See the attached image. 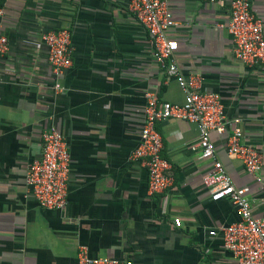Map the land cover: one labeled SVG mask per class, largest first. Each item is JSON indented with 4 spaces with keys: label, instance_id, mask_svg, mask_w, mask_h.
<instances>
[{
    "label": "crops",
    "instance_id": "obj_1",
    "mask_svg": "<svg viewBox=\"0 0 264 264\" xmlns=\"http://www.w3.org/2000/svg\"><path fill=\"white\" fill-rule=\"evenodd\" d=\"M250 3L264 25V0ZM0 6V34L7 38L0 55V264H77L80 247L132 264H236L219 228L239 216L228 200L212 201L202 184L209 160L199 158L194 123L167 118L157 124L173 176L163 193L149 194L146 170L130 160L144 93L171 103H182L184 93L154 61L128 0H0ZM168 6L178 70L200 76L202 87L222 98L226 133H211V139L236 186L254 182L224 149L236 124L261 153L262 187L248 197L259 214L264 73L234 59L227 1L168 0ZM55 28L69 31L72 48L71 64L57 80L61 90L42 39ZM51 126L70 153L68 200L61 209L39 206L25 183L27 166L41 151V133Z\"/></svg>",
    "mask_w": 264,
    "mask_h": 264
},
{
    "label": "built area",
    "instance_id": "obj_2",
    "mask_svg": "<svg viewBox=\"0 0 264 264\" xmlns=\"http://www.w3.org/2000/svg\"><path fill=\"white\" fill-rule=\"evenodd\" d=\"M229 4V19L225 27L232 39V55L235 60L249 67H257L264 73V25L251 12L250 0H205ZM128 11L146 30L150 38L154 61L173 77L184 93L182 103L160 100L155 93H144L145 104L141 113V126L137 144L130 153V160L142 166L147 173L149 194L163 193L172 184L171 165L162 154L163 142L157 124L167 118L194 123L198 129L199 158L209 160V166L201 177L202 184L212 201L228 200L239 219L219 228L223 247L236 264H264V197L263 209L255 214L249 195L262 187V157L257 148L243 140L240 125H235L224 142L229 156H235L246 173L254 179L253 185L236 186L223 164L216 158L211 133H226L227 119L219 93L202 87V78L180 73L174 60L178 41L169 36L175 25L168 0H128ZM3 8L0 6V17ZM223 26V25H220ZM47 48V61L51 68L55 89L61 90L57 80L71 64L70 33L64 28L49 29L42 34ZM7 50V38L0 34V55ZM41 151L28 164L25 183L28 195L45 209H61L67 204L70 153L68 142L57 128L51 126L40 136ZM181 226L179 217L173 219ZM215 235L217 231L211 230ZM77 264H132L130 260L109 256H92L84 247L77 252Z\"/></svg>",
    "mask_w": 264,
    "mask_h": 264
}]
</instances>
